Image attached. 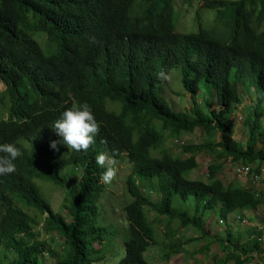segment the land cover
I'll return each instance as SVG.
<instances>
[{
    "label": "trees",
    "instance_id": "obj_1",
    "mask_svg": "<svg viewBox=\"0 0 264 264\" xmlns=\"http://www.w3.org/2000/svg\"><path fill=\"white\" fill-rule=\"evenodd\" d=\"M201 1L203 8L217 10L216 21L234 20L230 41L202 25L195 33H176L172 0H0V80L6 85L0 95L12 102L8 117L0 118V144L12 143L22 152L13 161L16 172L0 175L1 260L12 253L14 264H42L43 253L58 255L52 239L40 238L35 227L41 222L47 238L57 233L67 240L55 264L104 260L101 247L95 248L103 242V228L95 220L105 190L101 182L105 169L97 165L96 156L104 152L116 161L126 157L130 164L126 187L132 200L124 208L129 229L120 264H147L144 252L158 243L145 206L164 219L160 250L165 259L208 235L202 215L215 206L226 230L224 238L214 239L225 252L219 264H248L253 253L264 256L254 227L248 242L239 247L227 223L229 213L257 210L262 199L249 187L225 184L217 177L227 159L233 165L264 163V149L256 148L264 144V0ZM158 60L165 74L183 67L192 117L158 95ZM201 82L211 90L208 96L216 93L217 108L204 100L202 112L195 99ZM239 86L256 94L252 114L244 121L249 130L245 146L234 138L230 122L231 113L242 103ZM31 89L37 93L34 100ZM83 103L100 126L87 152L70 149L65 155L64 147L53 150L48 142L31 140L36 132L49 129L63 111ZM195 128L218 132L219 140L182 146L183 153L190 154L186 159L170 155L167 137ZM152 147H162L159 156H150ZM204 151L214 155L207 181L191 180L188 172ZM76 169L82 170L81 177L73 176ZM153 178L156 184L140 182ZM36 179L65 189V216L41 195ZM143 184L154 185L160 194L157 201L143 194ZM177 194L183 200L193 196L196 213L173 207ZM20 206L39 214L30 216ZM190 225L201 235L177 239L180 229Z\"/></svg>",
    "mask_w": 264,
    "mask_h": 264
},
{
    "label": "rangeland",
    "instance_id": "obj_2",
    "mask_svg": "<svg viewBox=\"0 0 264 264\" xmlns=\"http://www.w3.org/2000/svg\"><path fill=\"white\" fill-rule=\"evenodd\" d=\"M172 1L174 8L173 21L176 33H195L200 30V25H202L203 28L215 33L225 41H230L232 39V26L234 20L229 22L230 18L227 17L223 22L216 21L217 10L203 8L201 0ZM159 62L160 60L156 61L158 67L157 74L161 72V68L158 64ZM166 75L168 76V79H163L158 75V95L166 102V104L174 108L176 111L192 117L190 111L192 102L189 94L186 93L182 82L183 67L177 66L170 69ZM5 88V83L0 80V91H3ZM238 88L242 103L241 105L236 106L231 113L230 122L233 126L234 138L239 141L242 146H245L249 130L244 125V121L250 114H252V109L256 102V94L253 90L246 92L241 86ZM29 92L32 100L37 98V93L34 90L31 89ZM209 92H211V90L205 86L204 82H201L199 92L195 99L200 108H202V112L206 111L203 107L204 100L211 101L214 105L213 109L217 108L214 97L216 93L212 91V97L211 95L208 96V94H210ZM110 102V100L106 101V108H110ZM11 105V98L0 95V118L8 117ZM261 107L264 108V97H262ZM261 121L262 126H264V118H262ZM32 139L34 141H45L48 143L51 141H57L58 148L62 149V147H64L66 151L65 155L70 151V149L63 144L62 137L58 136L55 132L53 125L47 130L36 132L31 137V140ZM176 140L179 142H176ZM218 140V132L207 133L200 128H195L191 133L182 134L176 137H167L165 146L169 149L172 156L186 159L190 154H184L182 146L206 142L213 144ZM21 142L25 144L26 139H21ZM256 148L258 151H262V149H264V144L258 143L256 144ZM160 151H162V147H152L150 149V156L157 157L160 155ZM213 161L214 155L208 151H204L196 158L198 165L192 171L188 172L187 177L191 180L207 181V167L212 164ZM258 163L259 165H253L251 175L238 177L234 171L236 165L231 164L229 159H227L223 161L222 169L219 171L217 177L225 184L232 181L241 186L249 187L260 199L264 200V196H261V188L264 187V163L260 161H258ZM116 167L118 168L117 179L110 185H105V190L97 203L98 214L96 215L95 224L103 228V242L101 246L96 244L95 248L99 249L101 247V255L104 257V260L97 264H120V261L125 256V242L128 239L129 222L124 208L132 200L127 193L126 187V178L130 173L128 159L125 157L117 161ZM257 167L259 174L256 173ZM65 171V175L69 176L71 173L70 168H67ZM81 174L82 170L79 169H76L73 172V176L76 178L81 177ZM255 175L259 176L260 181L254 182L253 178ZM140 182L156 184V179H140ZM35 183L38 186L41 195L51 204L53 210L60 212L65 216L67 213V210L63 207L65 189L57 187L50 182L45 183V181L39 179H36ZM142 186L143 194L149 196L152 201H157L159 199V194L155 191L154 185L153 187H150L148 184H143ZM195 206L196 203L193 196H189L187 200H183L178 194L173 197V207L175 208L188 209L194 214L196 213ZM20 209L30 216H38L39 214L34 209H28L22 206H20ZM144 210L146 211V217L148 220L153 223L154 238H156L158 242L156 245H150V248L144 254V260L147 264H219L221 258H223L225 252L214 240L218 237L224 238L226 234L225 224L219 217L218 206L203 211L202 219L204 221V229L207 228L209 232L208 235L204 236L201 240L193 239V242L186 244L185 249L181 254L174 255L169 259H165L163 252L160 250L162 243L164 242L163 233H165L166 230L163 217L157 216V213L149 209L147 206L144 207ZM67 217L69 220L71 219L69 215ZM228 217L229 214L227 216V221ZM39 220L43 221V218L39 217ZM236 222H238V225H235L237 224ZM253 227L260 233L262 240L261 244L264 246V206H262L260 210L258 207L257 210L248 212L244 216L243 221L242 218L238 219L237 216L234 217V224L230 230L233 237H237L239 247L248 242L249 232ZM35 228L39 231L40 238L53 240L52 246L58 251V255L65 251L64 249L67 247V240L63 236L53 233L47 238L43 235L41 230L42 222ZM200 235V230L197 227L190 225L186 229H180L177 234V239L185 240L188 237H199ZM58 255H50L45 252L41 255L40 259L43 262L42 264H55L59 258ZM8 257L9 258L6 260H0H4L3 264H14L15 261L13 254L8 253ZM248 264H264V256L253 253Z\"/></svg>",
    "mask_w": 264,
    "mask_h": 264
},
{
    "label": "clouds",
    "instance_id": "obj_3",
    "mask_svg": "<svg viewBox=\"0 0 264 264\" xmlns=\"http://www.w3.org/2000/svg\"><path fill=\"white\" fill-rule=\"evenodd\" d=\"M158 75L163 79H168L163 71ZM53 128L57 135L62 137L63 144L75 152H87L95 143L94 138L100 130V126L87 103L63 111L61 117L54 122ZM57 145V141L50 142V147L53 150H58ZM0 153L5 154L0 155V175L15 173L16 165L13 161L22 155L21 149L12 143H5L0 144ZM96 163L105 169L101 175L103 184L110 185L117 179L118 168L114 156H110L107 152L100 153L96 156Z\"/></svg>",
    "mask_w": 264,
    "mask_h": 264
},
{
    "label": "built area",
    "instance_id": "obj_4",
    "mask_svg": "<svg viewBox=\"0 0 264 264\" xmlns=\"http://www.w3.org/2000/svg\"><path fill=\"white\" fill-rule=\"evenodd\" d=\"M176 142H179L178 140H176ZM252 169H253V165L251 166H244L242 164L236 165L235 167V173L238 177H242V176H248L252 174ZM254 182H258L260 181L259 176L255 175L254 176ZM261 196H264V187L261 188ZM256 195V194H255ZM259 195V194H258ZM257 196V195H256ZM258 197V196H257Z\"/></svg>",
    "mask_w": 264,
    "mask_h": 264
},
{
    "label": "crops",
    "instance_id": "obj_5",
    "mask_svg": "<svg viewBox=\"0 0 264 264\" xmlns=\"http://www.w3.org/2000/svg\"><path fill=\"white\" fill-rule=\"evenodd\" d=\"M241 97V96H240ZM242 99V98H241ZM174 157V156H173ZM220 179V178H219ZM245 187V186H244ZM251 189V188H250ZM262 206H264V200H262V204L259 206V210H260V208L262 207ZM248 212H250V211H248V210H236V211H233L232 213H230L229 214V217H228V224H229V227H230V229L232 228V226H233V224H234V217L235 216H237V218L238 219H240V218H242V221L244 220V216L248 213ZM237 224H235V225H238V222H236ZM197 237V236H196ZM261 242H262V240H261ZM150 247H148V249H149ZM147 249V250H148ZM147 252V251H146ZM145 252V253H146ZM144 253V254H145Z\"/></svg>",
    "mask_w": 264,
    "mask_h": 264
}]
</instances>
